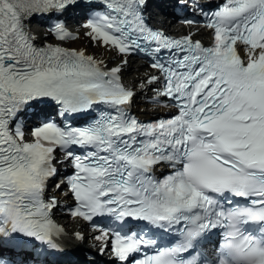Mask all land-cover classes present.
I'll use <instances>...</instances> for the list:
<instances>
[{
  "label": "snow or ice",
  "instance_id": "6c2138e0",
  "mask_svg": "<svg viewBox=\"0 0 264 264\" xmlns=\"http://www.w3.org/2000/svg\"><path fill=\"white\" fill-rule=\"evenodd\" d=\"M151 6L0 0V264H63L85 236L57 213L86 222L108 264H264V0H170L207 45L153 27ZM75 9L114 66L66 46ZM38 15L53 42L30 30ZM134 55L155 71L130 85ZM148 92L174 113L133 115Z\"/></svg>",
  "mask_w": 264,
  "mask_h": 264
},
{
  "label": "bare ground",
  "instance_id": "6f19581e",
  "mask_svg": "<svg viewBox=\"0 0 264 264\" xmlns=\"http://www.w3.org/2000/svg\"><path fill=\"white\" fill-rule=\"evenodd\" d=\"M72 44V48H77V49H84L87 47V40L83 38L82 35H79V38L77 40H75V42L71 43ZM88 53L93 54L94 56H96L94 53H98L99 56H96L98 59H102L106 64L108 65H114V62L116 61V57H115V61L112 62L109 60L110 57H114V53L111 51H107L102 47H98L96 44L94 45V49L93 50H87ZM146 73L148 71H146L145 68H143L142 66H133L130 65V67H127V70L124 73V78L126 81L129 82V80L131 79V77H133V75L135 76H139L141 75V73ZM132 74L131 77L129 76V74ZM66 224L67 227H72V229H75L77 227V222L75 220L72 221H68Z\"/></svg>",
  "mask_w": 264,
  "mask_h": 264
}]
</instances>
